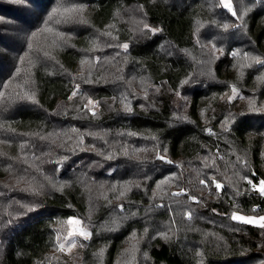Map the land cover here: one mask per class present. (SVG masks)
<instances>
[{"label": "trees", "instance_id": "1", "mask_svg": "<svg viewBox=\"0 0 264 264\" xmlns=\"http://www.w3.org/2000/svg\"><path fill=\"white\" fill-rule=\"evenodd\" d=\"M232 1L238 15L240 2L261 5L247 16V27L240 28L247 40L232 34L235 17L219 0L209 10L206 0H64L86 5L88 21H52L50 26L66 33L65 43L51 33L31 35L61 0H0V92H5L0 98V264H118L129 237L145 228L147 255L126 264L264 261V229L231 218L234 211L264 214V196L243 179L254 177L258 183L264 178V111L251 110L264 108V66L247 59L246 70L238 74L232 55L246 48L264 57V0ZM135 9L150 28L162 31L154 34L136 24L129 15ZM200 21L208 27L202 28ZM107 31L111 37L103 35ZM93 41L96 46L88 51ZM125 42L130 45L126 54L116 47ZM213 44L223 51L212 60H196L197 53ZM46 51L52 56L45 57ZM85 57L91 63L83 71L86 76L91 71L92 83L80 79ZM204 64L213 69L206 72ZM183 80L189 82L181 85ZM7 81L11 84L4 89ZM77 83L79 94L69 100ZM232 85L238 95L228 101ZM14 91L33 92L38 104L9 99ZM84 96L100 102L97 117L83 110ZM127 101L131 113L124 110ZM73 127L84 134L79 147ZM89 131L99 136H89ZM61 132L67 135L55 137L54 144L40 138ZM157 153L173 163L159 160ZM63 157L67 159L57 164ZM173 174L179 179L157 189L159 181ZM45 176L57 186L70 184L63 192L54 191ZM212 176L222 189L216 190L214 182L198 183ZM41 184L43 195L22 191ZM126 186L131 191L117 199ZM181 188L186 194L170 195ZM189 193L198 201L189 199ZM93 197L100 201L97 206ZM22 204L36 207L29 212ZM121 204L124 218H117L115 227ZM161 204L165 206L156 211ZM133 211L136 216L127 221ZM146 211L154 212L144 218ZM71 216L92 231L84 253L73 258L54 245L59 222ZM162 225L171 227L167 239L158 235L166 233ZM100 248L101 262L94 257Z\"/></svg>", "mask_w": 264, "mask_h": 264}, {"label": "snow or ice", "instance_id": "2", "mask_svg": "<svg viewBox=\"0 0 264 264\" xmlns=\"http://www.w3.org/2000/svg\"><path fill=\"white\" fill-rule=\"evenodd\" d=\"M17 3H24V0H16ZM220 5L222 6L223 9H226L229 13H231L232 17H235L237 20L240 21L239 24H234L231 27L233 28H245L246 25L244 23L243 20V15H247V12L250 11V8H244L243 9V15H238L237 14V10H235L233 8V4H232V0H219ZM86 10V5L84 4H77V3H66L64 2V0H61V2L57 3V5L55 7H53L51 9L50 12H48L47 14V18L43 20V27L38 28L36 31L32 32L31 35L32 37H36L37 33H51L53 34L55 37H58L60 41H64V38L66 36V33L58 31L56 28L50 26V23L52 21H55V23L57 25L60 24H70V23H79V24H87L88 21L85 19L83 12ZM3 19V18H0ZM140 23L143 24V29H149L152 33H157L162 31L161 28H150V26L144 22L143 20L140 21ZM109 28H111L112 26L109 25L107 26ZM224 29L227 30L229 28L228 24H224L223 25ZM143 29H141V31H143ZM103 35L109 36L111 37L112 33L111 31H107L105 33H103ZM66 43V41H64ZM55 46H59L57 41H53ZM93 48L89 49L88 51H93L95 46H96V41H93ZM33 47L32 43L29 42L28 44V48L29 50H31ZM117 48L123 49L125 54L127 53L130 45L129 43L125 42L123 44H117L116 45ZM213 50H215V44L212 45ZM220 51H223L222 49ZM29 55V53H25L23 56L20 57V62L23 64L25 61V57H27ZM117 56L120 55V52L116 53ZM233 56H237L239 55L238 51H233L232 52ZM44 56L45 57H51L52 54L50 52H44ZM244 57L246 59L250 58L252 60V62L254 64L257 65H261L264 66V57L261 56H251L249 57V54L247 52L244 53ZM54 59V57H52ZM107 59V58H105ZM100 57H96V61L99 62ZM29 63L31 64L32 61L29 59ZM91 62L88 60L87 57L83 58L80 60V65L82 67V71L80 73V79L84 80L85 82L88 83H92L93 81L90 79L91 76V71H89L87 73V76L85 75V72L83 71V66L85 64H90ZM248 67H252V64L247 65ZM241 67H243V65H241ZM20 72V69H17V74ZM188 80H183L181 81V85L188 83ZM25 83H28V81H26ZM11 84V81H7L3 84V88L4 89H8L9 86ZM17 87H22L21 85H17ZM79 90H80V84L77 83L75 84V89L73 90L72 94L68 97L69 100H72L74 97H76L79 94ZM156 91H159V89H156ZM177 95H179V93H177ZM238 95V89L236 88L235 85H232L231 87V95L227 96V100L231 101L233 99L236 98V96ZM5 96V92H0V98H3ZM13 96L16 99L19 100H29L32 101L34 103L38 104V101L36 100V96L33 92L31 91H24L22 94L20 92H13L12 94L9 95V99H12ZM84 99H86V103L83 104V110H86L87 112H90L92 117L95 118L97 117V111L96 109L99 107L100 102L93 100L90 96H84ZM145 98L147 99V91H145ZM115 99V98H113ZM60 106H58L59 108ZM144 105H141V108H143ZM124 110L126 112H133V108L131 107V102L127 101L124 102ZM252 111H264V108H256V107H251ZM71 133L76 134L77 135V139H76V146L79 147L81 145H83L84 143V134H82L80 132L79 129L73 127L71 130ZM208 132L211 133L212 130L209 128ZM89 136H99L98 133H93L91 131L86 133ZM130 135H135L134 133H129ZM60 135H67V133H49L46 136H42L40 137L41 139H45V140H51L52 143H55V137L60 136ZM102 138V137H101ZM69 140H71V136H69ZM62 146V145H61ZM21 149H24V144H21ZM94 147V146H93ZM146 151V149H145ZM103 154V153H101ZM129 154L128 149L125 148L124 149V155L127 156ZM0 155H2V153H0ZM112 155L109 154L108 159H111ZM157 158L163 162H166L168 164H172L173 161L167 159L166 156L164 155H160L159 153H157ZM24 162H27V158L26 155L23 156ZM67 157H63L61 158L60 161H56L57 164H62L63 160H66ZM11 167V166H9ZM199 175V173H198ZM179 177L176 174H173L170 177H165L163 180L159 181L156 185L157 189L161 188V185L167 184L169 181L171 180H178ZM243 179H246L248 184L251 185L252 190L253 191H258L259 195L264 196V178L260 179L258 183L254 182V177L253 178H249L248 176H244ZM45 180L47 181L48 186L54 190V191H60L63 192L65 187L69 186L70 182L68 181H64V182H60L59 186H57V182L53 180V177L51 176H45ZM215 183V188L216 190H220L223 188V185L216 180L215 176H212L210 180L207 179H201L198 181V183L200 185L203 186H208L211 183ZM19 183V181H18ZM44 185L41 184L39 189H36L34 187H31V185H29V188L26 189H22V191H28L30 190L32 192L33 195L39 196V195H43V189H44ZM135 187H139V184H136ZM131 191V187L126 186L125 189L123 191L119 192V195L117 197V199L123 198L125 197L126 193ZM186 194V189L181 188L179 191L177 192H173L170 195L173 197H178L181 195ZM156 198V192H153V199ZM189 199H191L192 201H198V197L195 195H191L189 193ZM165 205L161 204L158 207H164ZM36 207V205L32 204H22L21 208L22 209H26L27 211H33L34 208ZM124 205L121 204L120 208L123 209ZM215 211V210H213ZM132 215H136V213H132ZM187 216L189 219L192 218V213L188 212ZM231 218L233 220L236 221H241L244 222L246 224H254V225H258L260 228L264 229V216H247V215H242L240 214L238 211H234L231 214ZM8 223H11V220L8 221ZM66 223L68 225H70L69 230L67 231V234L64 236H61L59 233L56 235L55 237V241H54V245L57 248V251L63 253L65 251H67L68 253H71L72 250L74 248L77 247V241L79 237H83L84 240H90L92 237V232L85 226H82L83 222L81 219L77 218V217H69L68 220L66 221ZM113 224L115 227L119 226L118 221H113ZM108 230H113V229H108ZM145 234L147 235L148 233V229L145 228L144 229ZM158 235L163 236L165 239L168 238L167 233H158ZM133 236H135V233L133 234ZM81 247H83V244L80 245ZM133 251L136 250V246H133ZM104 250L101 249L100 253H102ZM260 264H264V261H261Z\"/></svg>", "mask_w": 264, "mask_h": 264}, {"label": "rangeland", "instance_id": "3", "mask_svg": "<svg viewBox=\"0 0 264 264\" xmlns=\"http://www.w3.org/2000/svg\"><path fill=\"white\" fill-rule=\"evenodd\" d=\"M206 1H208V3H209V5L207 7V9L209 10L211 8V6H212L211 3L214 0H206ZM232 4H233V1H232ZM258 6H261V5H257L256 2H250V1H243V2H240L239 3V5H238V10L240 11L239 15H243V9L244 8H250L251 9L250 11L247 12V15H243V20H244L245 25L247 24V16L251 13V11H253L254 9H257ZM233 8H234V5H233ZM261 8H264V7H261ZM224 10H226V9H224ZM129 15H132V20H135L136 24L142 25L140 23V21L142 20V18H141V13H140L139 9L132 10L129 13ZM234 19H235L236 23H232V25L233 24H239L240 23L239 20H237L236 18H234ZM206 20H208V19H206ZM200 24H201V27L202 28L203 27H208V24L206 22H201L200 21ZM232 29H233V33L232 34H234V36L239 37V38H243L245 40H247L249 38L248 37V34L245 33V31H243V32L240 31V28H233L232 27ZM252 49H253V47H252ZM235 51H238L239 52V55L234 56L235 61H234L233 69H234V71H236L239 74V73L242 72V70H246L245 61L247 59L244 57V53L247 52L249 54V57L256 56V55H255V51H253V50H247L246 48L237 49ZM217 52H220V51H218L217 49L213 50L212 45H208L206 51L197 53L196 60H198V61L199 60H203L204 61V59H205V61H206V58L212 60V58H214L215 56H217L215 54ZM248 59L252 62V60L250 58H248ZM213 62H214V60H213ZM211 65L212 64H209V65L204 64V66H203L204 70L206 72H210L211 69H213V65L212 66ZM241 65H243V67H241ZM203 68H202V70H203ZM123 189H125V188H123ZM92 192L95 193V195H97L98 197L101 195V194H96V191L95 190H92ZM114 196H111L108 200L111 201V202L114 201L115 200L114 199ZM91 202L92 203H95V206H97V204H99L100 201H99L98 198L93 197V200H91ZM160 210H161V207L156 206V211H160ZM152 212H154V211H146V213L144 215V218H146V214L149 215ZM120 213H121V215L118 214L117 216L116 215L114 216V219H113L114 221H116V219L119 218V217H120V219H123L124 218L123 215H122L123 214V209H120ZM133 213H136L137 214L136 211H133ZM240 214L247 215V216H258V217L259 216H264V214H258V213H248V214H246V213H240ZM135 216L136 215H132L131 214L128 217L127 221L130 218H133ZM71 217H76V216H71ZM77 218H79V217H77ZM79 219H81V218H79ZM67 220H68V218L63 219V220H61L59 222L58 227H57V234L59 233L61 236H64V235L67 234V231L70 228V225H68L66 223ZM82 222H83L82 226L87 227L91 231V229L88 226V224H86L83 220H82ZM251 225H254V224H251ZM254 226H258V225H254ZM163 228H165V230H166L165 232L167 234H169V232L171 231V227L169 225L167 227L164 225ZM134 233H135V236L131 235L129 237V239L126 241V243L124 244L123 249H122V253H121V259L119 258L118 264H126V262L132 261V260H134L137 257H138L139 260H143V258H145V256L147 255V251H145V249H146V247H145V244H146L145 241H146L148 235H146L145 232H143V233L140 234V233H137L135 231ZM84 241L85 240L83 239V237H79L78 238V241H77V247L74 248L71 253H68L67 251H65L63 253L66 254V255H70L72 258L75 257V256H78L79 254L84 253L83 252L84 251V245H83V247L80 246L81 244L84 243ZM134 245L136 246V250L135 251L132 250ZM101 249H103V248H100L96 252V254L94 256V257H96V259L99 262H101V259H102L101 256L103 257V252H104L103 251L102 253H100V250Z\"/></svg>", "mask_w": 264, "mask_h": 264}]
</instances>
